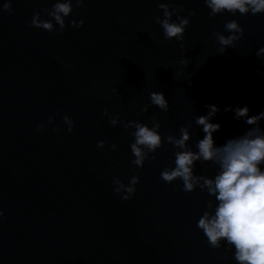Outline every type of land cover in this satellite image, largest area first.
Wrapping results in <instances>:
<instances>
[{"label":"water","instance_id":"1","mask_svg":"<svg viewBox=\"0 0 264 264\" xmlns=\"http://www.w3.org/2000/svg\"><path fill=\"white\" fill-rule=\"evenodd\" d=\"M4 2L0 264H236L223 244L209 247L196 226L214 198L160 179L164 167L174 166L176 149L165 143L154 160L135 167L129 163L131 129L109 119L151 124L155 117L161 134L175 137L185 126L195 150L204 135L195 117L209 104L220 109L212 118L221 125L213 133L217 145L241 135L252 126L224 109L264 111V56L256 55L264 46V14L209 16L203 0H83L63 32H49L30 21L54 0H10L11 14ZM160 3L180 5L181 16L194 13L183 41L164 39L156 22L163 19ZM231 19L244 35L221 54L213 34L227 35L224 24ZM81 20V27L69 24ZM151 91L165 94L168 112L150 103ZM64 115L74 121L71 132ZM194 171L211 176L215 169L197 162ZM133 174L139 177L135 194L122 200L112 180L127 184Z\"/></svg>","mask_w":264,"mask_h":264},{"label":"clouds","instance_id":"2","mask_svg":"<svg viewBox=\"0 0 264 264\" xmlns=\"http://www.w3.org/2000/svg\"><path fill=\"white\" fill-rule=\"evenodd\" d=\"M204 5L209 9V16L223 15L225 12L232 16L264 14V0H203ZM83 0H54L51 8H43L41 11H34L31 17L30 26L43 30L63 32L65 20L73 9L79 8ZM158 7L163 10V19L156 17L160 24L165 40L175 38L183 41L184 32L190 23L189 17L194 15L189 12L188 16H181L183 8L180 5L173 7L168 3H160ZM2 8L9 14L12 13L10 0H5ZM171 9V10H170ZM41 12L47 18L41 16ZM175 15L176 19H173ZM75 27H81L83 21H69ZM54 25H58L55 27ZM224 30L227 35L216 32L213 35L216 43L219 44V53L223 54L227 48H234L235 42L244 35V29L238 20L231 19L225 22ZM183 47V45H181ZM257 57L264 56V46L256 51ZM187 64L186 59L180 61ZM150 103L160 110L168 112L170 105L162 91H151L149 93ZM206 114L195 117V123L201 126L203 137L193 147L188 145L190 139L188 128L181 126L179 136L162 135L159 131L161 125L156 118L152 123H145L137 120H118L117 116H110L109 123L120 126L129 131L133 138L129 142L131 156L129 163L135 167H143L146 160H154L155 153L165 143L171 144L173 151L174 166L164 167L159 175L165 183L179 181L177 187L184 192H192L197 188L206 192L214 199L205 202V208L196 221L197 228L212 249L225 246L232 252L236 264H264V111L255 115H249L247 105L240 107L228 106L224 111L231 110L234 119L243 121L252 127L247 128L241 135L228 138L222 145H217L213 133L221 127L219 123L212 122V118L220 111L217 105L206 104ZM142 111H147L145 105ZM103 115H108L107 109ZM139 115V113H138ZM64 123L67 130L72 131L74 121L64 115ZM48 122H52L49 116ZM44 124H38L40 130ZM105 142L97 141V147L103 148ZM113 150L116 144L110 146ZM210 163L215 171L211 176L195 174L196 163ZM139 177L133 174L128 183L125 184L120 178L112 180L113 191L122 200H129L136 191ZM3 212L0 211V216Z\"/></svg>","mask_w":264,"mask_h":264}]
</instances>
